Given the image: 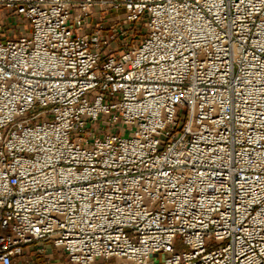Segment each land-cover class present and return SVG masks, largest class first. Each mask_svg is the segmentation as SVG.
I'll list each match as a JSON object with an SVG mask.
<instances>
[{"label":"built area","instance_id":"built-area-1","mask_svg":"<svg viewBox=\"0 0 264 264\" xmlns=\"http://www.w3.org/2000/svg\"><path fill=\"white\" fill-rule=\"evenodd\" d=\"M54 250L264 264V0H0V264Z\"/></svg>","mask_w":264,"mask_h":264},{"label":"rangeland","instance_id":"rangeland-1","mask_svg":"<svg viewBox=\"0 0 264 264\" xmlns=\"http://www.w3.org/2000/svg\"><path fill=\"white\" fill-rule=\"evenodd\" d=\"M121 37H119L117 39V43L119 45V48L122 47V41L120 39ZM184 248L183 244L181 243V241L178 242V249L182 250ZM53 257L54 260H57L59 263L62 262L63 264H71L70 262H68L67 258L65 255L61 256V252L60 251H53ZM153 260L155 263H163L164 259H165V254L163 253H156L152 256ZM127 261L124 259H119V258H110V259H105V258H100L98 260H96L93 264H125ZM130 264H134V263H130Z\"/></svg>","mask_w":264,"mask_h":264},{"label":"crops","instance_id":"crops-1","mask_svg":"<svg viewBox=\"0 0 264 264\" xmlns=\"http://www.w3.org/2000/svg\"><path fill=\"white\" fill-rule=\"evenodd\" d=\"M37 264H44L43 259L41 257L37 258Z\"/></svg>","mask_w":264,"mask_h":264}]
</instances>
